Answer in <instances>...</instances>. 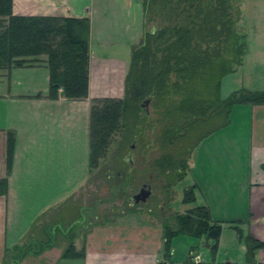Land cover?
I'll use <instances>...</instances> for the list:
<instances>
[{
    "label": "crops",
    "instance_id": "1",
    "mask_svg": "<svg viewBox=\"0 0 264 264\" xmlns=\"http://www.w3.org/2000/svg\"><path fill=\"white\" fill-rule=\"evenodd\" d=\"M239 5L246 48L235 72L221 80L223 99L240 89L264 91V0H239ZM142 11V0H13L17 15L91 19L90 87L85 99L70 100L60 94L53 100L47 97L49 70L45 62L0 70V80L9 77L12 82L17 78L16 84L23 85L20 77L29 79L25 91L8 93L18 105L0 125V177L7 175L6 133L2 130L13 129L17 136L9 191L0 197V264L25 243L45 240L30 232L53 208L65 209L56 222L63 225L71 198L86 185L91 169V102L124 96L132 50L144 32ZM123 16L125 23L121 22ZM128 48L130 53L119 54ZM39 59L45 61L46 56ZM71 164L82 172L70 185ZM188 165L185 179L190 180L189 187L196 186L194 202L198 205L194 207L206 206L212 220L223 227L216 252L223 246L227 225L264 242V104L233 107L229 123L201 140ZM85 230L83 237L74 239L76 249L84 250L83 258H63L70 242L64 247L54 243L36 255L23 258L19 254L20 264H28V259L41 264H158L162 258V224L144 213L135 212L131 218L124 214L104 222L93 220ZM193 238L179 235L173 239L174 264L247 263L245 245L239 261L231 257L219 260L218 255L210 258L192 252ZM183 243L189 251L186 260L176 256ZM256 260L264 264V247L256 251Z\"/></svg>",
    "mask_w": 264,
    "mask_h": 264
},
{
    "label": "trees",
    "instance_id": "2",
    "mask_svg": "<svg viewBox=\"0 0 264 264\" xmlns=\"http://www.w3.org/2000/svg\"><path fill=\"white\" fill-rule=\"evenodd\" d=\"M142 5L143 38L132 50L124 96L91 102L90 167H97L107 156L118 133L131 132V136L136 126L135 134L143 136L146 124L142 123L150 117L148 105L152 103L163 108L159 140L166 150L155 163L181 181L187 175L189 154L201 140L228 124L236 105L264 104V91L240 89L221 97L222 78L235 72L246 48V36L237 26L241 10L235 9L232 0H142ZM90 38L89 17L17 15L13 0H0V70L45 62L49 99H58L60 94L70 100L89 96ZM40 56H46L45 61ZM173 95H178V100L168 103ZM16 144L15 130H7V175L0 177V197L9 191ZM195 187L185 190L184 203L195 201ZM161 224L164 246L158 264H174L176 236H205L213 242L215 253L223 231L206 206L164 217ZM236 230L245 240L246 264H260L256 251L264 242L245 236L238 227ZM62 257L83 258L84 250L71 244Z\"/></svg>",
    "mask_w": 264,
    "mask_h": 264
},
{
    "label": "rangeland",
    "instance_id": "3",
    "mask_svg": "<svg viewBox=\"0 0 264 264\" xmlns=\"http://www.w3.org/2000/svg\"><path fill=\"white\" fill-rule=\"evenodd\" d=\"M232 2L235 9H240L239 0H232ZM121 22L125 23L124 16ZM237 26L244 33L240 18ZM127 53H130L129 48L126 52L119 54L125 55ZM42 74L43 71H40V79ZM20 79L23 85L16 84L17 78L12 82L9 77L0 80V125L4 124L7 113L13 112L18 105V103H15L17 101L11 100L12 98L8 93L25 91L24 89L27 85L25 81H29V79L25 76H21ZM178 97V95L170 96L168 103L174 100L177 101ZM148 110L150 111V117L142 123L146 124L145 128L143 127L145 130L143 136L135 134L136 126H134L135 130H133L131 136L129 135L131 132L126 133L124 136L118 133L110 144L107 156L100 160L97 167L90 169L86 185L70 200L68 205L69 213L67 218L64 219V224L56 222L62 210L65 209L62 206L53 208V211L40 218L41 222L30 232V235L42 237L41 239L45 240H38L33 245L25 243L21 250L13 252L11 257L9 255L8 264H20L19 254H22L23 258L29 254L36 255L39 253V249L44 251V249L51 247L54 243H58L60 247L62 245L64 247V244L68 242H70L69 245L74 244V239L83 237L86 232L85 227L93 220L104 222L117 219V216L120 217L124 214L131 218L133 213L136 212L144 213V215H149L151 220L161 222L164 217L185 213L189 208L198 205L197 202L190 204L183 202L184 192L190 185L189 179L184 178L179 181L176 179L177 176H169V172H165L155 163L156 159L166 152V150L162 149L159 140L161 131V125L159 124L161 123L163 108L150 103ZM2 131L6 133L7 130ZM191 154H189L188 162ZM81 172V169L76 164H71L68 175L70 176V185L77 176H80ZM143 187L150 188L151 195L146 201L136 203L133 196ZM174 223L172 221L173 225ZM48 237L50 239H47ZM192 240H194V247L191 248L192 252L210 258L218 255L219 260L231 257L235 261H239L242 255L241 248L245 245L244 238H240L236 229L230 225L225 227L223 246L220 247L218 253L212 252L211 246L213 243L206 242L207 238L205 236L193 238ZM188 253V248L183 243L178 248L176 256L178 259L186 260L189 257ZM11 258H14L13 262ZM28 262V264L42 263L32 259H28Z\"/></svg>",
    "mask_w": 264,
    "mask_h": 264
},
{
    "label": "water",
    "instance_id": "4",
    "mask_svg": "<svg viewBox=\"0 0 264 264\" xmlns=\"http://www.w3.org/2000/svg\"><path fill=\"white\" fill-rule=\"evenodd\" d=\"M149 100L146 101V105L149 104ZM151 195V190L150 188H146V187H143L140 189V191L138 193H136L134 196H133V199L136 203H139L140 201H146L147 198Z\"/></svg>",
    "mask_w": 264,
    "mask_h": 264
},
{
    "label": "flooded vegetation",
    "instance_id": "5",
    "mask_svg": "<svg viewBox=\"0 0 264 264\" xmlns=\"http://www.w3.org/2000/svg\"><path fill=\"white\" fill-rule=\"evenodd\" d=\"M144 185H147V184H144ZM144 185H143V186H144ZM147 186H148V185H147Z\"/></svg>",
    "mask_w": 264,
    "mask_h": 264
},
{
    "label": "built area",
    "instance_id": "6",
    "mask_svg": "<svg viewBox=\"0 0 264 264\" xmlns=\"http://www.w3.org/2000/svg\"><path fill=\"white\" fill-rule=\"evenodd\" d=\"M197 259V258H196Z\"/></svg>",
    "mask_w": 264,
    "mask_h": 264
}]
</instances>
